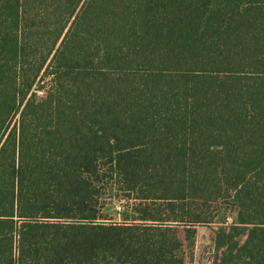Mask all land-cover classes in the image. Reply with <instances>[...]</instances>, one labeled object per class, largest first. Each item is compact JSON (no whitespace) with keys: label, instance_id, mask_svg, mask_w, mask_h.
<instances>
[{"label":"trees","instance_id":"trees-1","mask_svg":"<svg viewBox=\"0 0 264 264\" xmlns=\"http://www.w3.org/2000/svg\"><path fill=\"white\" fill-rule=\"evenodd\" d=\"M201 227L264 264V0H0V264H193Z\"/></svg>","mask_w":264,"mask_h":264},{"label":"rangeland","instance_id":"rangeland-1","mask_svg":"<svg viewBox=\"0 0 264 264\" xmlns=\"http://www.w3.org/2000/svg\"><path fill=\"white\" fill-rule=\"evenodd\" d=\"M104 210L113 221H121L126 212L127 202L120 199L113 191L107 192L103 198ZM210 230L201 227L199 230L198 247L196 248L193 264H212L214 256L211 241Z\"/></svg>","mask_w":264,"mask_h":264}]
</instances>
